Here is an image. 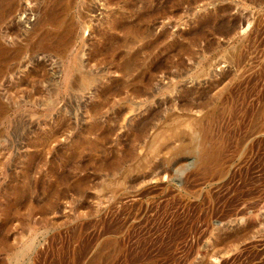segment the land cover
Masks as SVG:
<instances>
[{
    "label": "rangeland",
    "instance_id": "374dc122",
    "mask_svg": "<svg viewBox=\"0 0 264 264\" xmlns=\"http://www.w3.org/2000/svg\"><path fill=\"white\" fill-rule=\"evenodd\" d=\"M0 42V264H264V0H17Z\"/></svg>",
    "mask_w": 264,
    "mask_h": 264
},
{
    "label": "bare ground",
    "instance_id": "6f19581e",
    "mask_svg": "<svg viewBox=\"0 0 264 264\" xmlns=\"http://www.w3.org/2000/svg\"><path fill=\"white\" fill-rule=\"evenodd\" d=\"M16 2L17 0H0V26L4 24L15 12ZM120 30L121 29L119 28V31ZM146 30H147L146 31L147 35H149L148 34L149 30L148 29ZM136 34L137 32L132 31V36H135ZM133 39H134L133 37L128 39L125 44H129V45L132 44ZM55 45L60 46V48L62 47L60 43H57ZM5 54H6V48L3 46V48H0V58H2ZM13 58H16V53L14 54ZM136 58H137L136 53H133L130 56L128 62L124 66V71H123L125 73L124 76L130 75V73L133 71L134 64L132 62H134ZM150 65L151 63L148 62L147 67H150ZM80 82L83 85V87H86L90 84V81L87 75H83ZM262 110L263 109H258V111H262ZM235 119H236V122L234 123L235 125L233 126L231 131L228 132L226 135H224V137L221 140H219L218 143L214 145V147H211L210 149H206L204 146L206 141H208L209 139V132L211 129L210 126L209 125H205L201 127L192 126L189 128L188 133L190 137L189 138L190 146L196 148L199 151L198 162H199V166L201 167V171H204L206 167L209 166L210 163L213 161H215L216 164L218 165L226 151L232 152L234 156L237 155V157L233 161L234 164L237 163L238 165H240L247 161L249 162V157L251 155V152L254 150V146H255L254 143L256 142V144H258L260 142V139L258 137H257L258 138L257 140L254 141V139H256V136L260 133L262 129L263 121L260 119L259 113L253 114L250 112V110L247 107H242L236 113ZM152 121L153 119H149L146 123L141 125L139 128V132L143 133L147 129V126ZM227 140L229 141V143L226 144L225 141ZM219 172H221V168L219 169ZM245 183L248 184V182L246 181Z\"/></svg>",
    "mask_w": 264,
    "mask_h": 264
}]
</instances>
